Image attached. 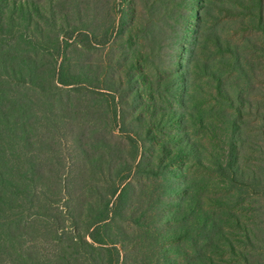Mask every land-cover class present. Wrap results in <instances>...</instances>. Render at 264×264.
<instances>
[{
  "label": "trees",
  "instance_id": "trees-1",
  "mask_svg": "<svg viewBox=\"0 0 264 264\" xmlns=\"http://www.w3.org/2000/svg\"><path fill=\"white\" fill-rule=\"evenodd\" d=\"M184 3L190 25L197 3ZM146 4L0 0V264H215L202 248L219 227L208 209L192 221L203 241L172 246L182 237L175 222L198 204L186 208L190 185L169 183V167L190 151L154 133L173 118L132 85L148 78L137 42ZM110 40V61L99 56L93 66L89 51ZM147 141L160 150L138 159ZM261 167L263 176L250 175L227 160L222 170L231 186L264 197ZM232 254L237 264H264L239 248Z\"/></svg>",
  "mask_w": 264,
  "mask_h": 264
},
{
  "label": "rangeland",
  "instance_id": "rangeland-1",
  "mask_svg": "<svg viewBox=\"0 0 264 264\" xmlns=\"http://www.w3.org/2000/svg\"><path fill=\"white\" fill-rule=\"evenodd\" d=\"M145 1L142 11L146 33L137 42L146 57L143 63L148 78L147 83L132 85L151 95L144 94L143 98L160 108L157 114L163 112L173 118L167 126L162 124L163 134L157 130L154 133L166 140L173 135L168 147L190 151L178 155L175 166L169 167V183L190 185L192 198L186 208L198 204L193 216L185 217L181 226L175 222L174 230L182 237L172 246L190 250L192 243L203 241L205 233L192 221L208 209L219 227L202 248L215 264L239 263L232 254L236 248L244 250L249 259L254 256L263 263L264 197L231 186L222 167L232 160L245 173L263 176L260 116L264 114V0H245V7L237 0H207L205 8L198 5L199 0H193L197 4L192 6L190 25H186V0ZM200 13L198 23L195 18ZM183 30L188 36L181 34ZM111 42L100 51H89L93 66L99 56L105 62L110 59ZM123 108L129 118L135 115L132 107ZM151 115L143 114L147 118ZM159 147L144 142L138 159L152 160L153 150L159 151ZM194 254L193 258L199 259Z\"/></svg>",
  "mask_w": 264,
  "mask_h": 264
}]
</instances>
